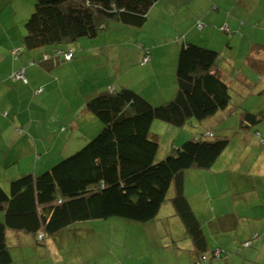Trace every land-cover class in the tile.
I'll use <instances>...</instances> for the list:
<instances>
[{
  "label": "crops",
  "instance_id": "obj_1",
  "mask_svg": "<svg viewBox=\"0 0 264 264\" xmlns=\"http://www.w3.org/2000/svg\"><path fill=\"white\" fill-rule=\"evenodd\" d=\"M34 1L0 0L1 183H9L27 172L40 173L50 168L95 135L102 125L87 110L86 102L100 91L128 87L153 104L171 100L177 92V61L184 42H194L231 56L232 64L219 57L218 67L227 75L232 87L249 94L264 93V49L253 50L257 43H251V48L237 51L241 44L239 34L243 42L245 25L253 21L257 23L254 33L258 31L262 37L257 40L264 45V34H261L264 33V0H159L150 8L147 21L141 27L111 20L103 24L95 37H82L71 44L24 48L14 56L12 49L23 44L25 23L33 12ZM222 25H227L228 30L221 28V31L218 27ZM69 45L75 48L70 61L56 55L58 50H66ZM146 56H149L148 62L144 61ZM249 56L252 61L248 60ZM23 67L27 82L10 78L13 71ZM39 89H42L40 93ZM243 102L246 103L241 95L237 105L232 99L223 110L226 115L220 120L225 129H233L227 121L241 115L235 108L243 107ZM263 108L264 101L258 109ZM256 110L255 107L251 111ZM54 121L60 122L54 127ZM17 127L24 132L20 133ZM239 127L235 130L244 137L241 140L243 148L240 160L233 163V170L216 167L226 147L210 169L190 168L185 172V193L208 236V251L221 250L211 257L210 264L213 261L215 264H259V257L256 259L249 249L239 256H230L229 251L235 254L240 239L247 240L256 233L260 235L255 246L260 251L264 246V145L256 128H261L259 131L264 137V125ZM207 130L214 131L205 128ZM251 138L258 139L261 146L258 150H254L253 141H248ZM253 152L256 154L253 164L241 163L243 157L254 156ZM247 169H256L253 177H248ZM235 171L238 175L234 179ZM193 185L197 189L192 192ZM232 200L235 207L230 206ZM169 203L173 215L178 216L180 226L185 229L172 202ZM84 231L96 234L100 230L96 225L73 226L49 237L45 244H38L31 234L9 232L12 246L9 264L66 262L67 257L78 252L77 245L70 242L67 235L75 240ZM106 231L110 235L109 229ZM186 238L183 247L193 264L199 256L193 240ZM107 247L108 252H112L110 243Z\"/></svg>",
  "mask_w": 264,
  "mask_h": 264
},
{
  "label": "trees",
  "instance_id": "obj_2",
  "mask_svg": "<svg viewBox=\"0 0 264 264\" xmlns=\"http://www.w3.org/2000/svg\"><path fill=\"white\" fill-rule=\"evenodd\" d=\"M157 1L35 0L25 23L22 51L95 37L111 20L141 27ZM262 48L259 43L253 46L256 51ZM219 57L215 49L182 43L176 95L160 104L128 87H109L88 98L87 110L102 125L98 134L40 173L27 172L14 178L8 188L0 182V264L12 261L9 232L28 233L38 244H45L49 237L91 220L118 217L147 224L155 220L167 200L185 225V236L195 244L199 257L193 264H210L211 257L221 250L208 251V236L185 193V172L190 168L210 169L229 138L207 130L173 147L161 159L160 144L151 128L156 120L182 127L230 105L232 85L218 67ZM18 70L10 78L19 80L13 77ZM241 109V127H256L264 119V108L259 112ZM16 129L24 132L23 128ZM257 135L264 145L258 129ZM259 235L254 234L242 245L251 247Z\"/></svg>",
  "mask_w": 264,
  "mask_h": 264
},
{
  "label": "rangeland",
  "instance_id": "obj_3",
  "mask_svg": "<svg viewBox=\"0 0 264 264\" xmlns=\"http://www.w3.org/2000/svg\"><path fill=\"white\" fill-rule=\"evenodd\" d=\"M245 26L246 29L243 42L241 33L239 34L241 44L239 45L240 48L237 49V51L240 52L243 48L245 50V47L246 50L251 48L253 43L261 44V41L257 39H262V37H260V32L256 30L257 32L254 33L253 31V27L257 26V23L253 21L249 22V24ZM218 28L220 30L221 28L223 29V25ZM226 35L230 37L229 34ZM219 52L221 55L220 59L223 60L224 58L227 59V61H230L231 64L233 63V61L230 60L232 58L231 56L223 55L221 51ZM238 60L239 57H237V61ZM239 89L240 88L237 87H231L230 92L234 101V105H237L236 101L241 95L244 97V101H246V103H241L245 105H243V107L241 105V107H237L235 109L240 112L244 110L241 108H252L251 110H253L256 107L257 110L254 112H259L260 109L258 108H260V104L264 101V93L249 94V92H241ZM218 113L219 114L207 117L201 121L197 119L190 120L182 127H177L167 122L156 120L154 122L156 124L153 123L151 131L155 133V137L160 144L158 158L162 159L171 152L173 147L182 145L187 140L196 136V134L205 131V128H211L214 129L216 136L229 138V145L227 146L228 148L220 158L221 160L217 162L216 167L221 168L222 166L223 168H227V170H233L232 168H235L233 163L240 160L239 153L243 148L241 140L244 137H242V135L237 133L235 130V128L237 129L240 125V116H234L235 118L227 121V125L229 124V126L233 127V129L228 128L227 130L225 129V126L222 125V120H220V118H224V115L226 114L223 112V110H220ZM59 122L60 121H54L53 126L55 127L56 124H59ZM260 123L264 125V119ZM57 128L62 129L60 126H57ZM256 128L261 131V128ZM56 132H58V130ZM248 141H253L251 143L252 146H256V149L254 150H258V147H261L257 138H251ZM255 153L257 154L258 151H255ZM252 154L254 155V152ZM256 154L254 156L249 155L245 158L243 157L241 159L243 162L241 163H249L250 165L253 164L256 160ZM255 170L256 169L250 171L247 169L246 174L248 177H253V172H255ZM237 175L238 173L235 171L233 178L235 179ZM2 184L8 188L9 183ZM192 188V192L197 189V187L194 185ZM229 194L233 198L234 194H232V191H230ZM230 206L235 207L233 200ZM232 211H234V208H232ZM173 213L174 210L170 207V203L167 200V202L163 203L161 210L155 220L150 221L147 224L140 225L118 217L107 220H91L85 222V224H76L74 227L86 224L96 225L97 229L100 231L96 232V234L94 232L91 234L89 231H84L82 236L75 240L70 237V234H68L67 237H69V241L74 242L77 245L78 252L77 255L67 257L69 260L66 262H60V264H98V261H100L101 264H109L113 261H115V264H192L191 257L183 247L187 239L185 236L186 229L180 226V220L178 216H174ZM105 229H109L110 235L107 233V231L105 232ZM143 235L147 238V242H145ZM240 240L241 241L239 245H237V248L234 251L235 254H231V251H229V255H243L245 250L249 249V251L254 252L256 259L259 257V264H263L264 246H262V250L260 251L259 247L255 246L257 240L254 241V244L251 247H244L242 244L245 240L243 241V238ZM109 243L112 252H108L107 250ZM71 246H73V244ZM99 250L102 251L99 253ZM242 259V261H244L243 256ZM213 264H215V261H213Z\"/></svg>",
  "mask_w": 264,
  "mask_h": 264
},
{
  "label": "built area",
  "instance_id": "obj_4",
  "mask_svg": "<svg viewBox=\"0 0 264 264\" xmlns=\"http://www.w3.org/2000/svg\"><path fill=\"white\" fill-rule=\"evenodd\" d=\"M199 27L202 28L203 25L200 24ZM223 29L227 31V30H228L227 25H225V26L223 27ZM21 51H22V47H21V46H20V47H16L15 49L12 50V54H13L14 56H18L19 53H20ZM74 51H75V48L72 47V48H70L67 52H64V51H58L57 54H62L66 60H71V59L73 58V53H74ZM148 59H149V56H146V57L144 58V61H148ZM13 77L16 78V79H19V80L27 81V77H26V68L23 67V68L19 69L17 72H15V73L13 74ZM41 90H42V89H39L37 92H41ZM263 142H264V140H263ZM247 244H248V243H247ZM217 254H218V252H217Z\"/></svg>",
  "mask_w": 264,
  "mask_h": 264
}]
</instances>
